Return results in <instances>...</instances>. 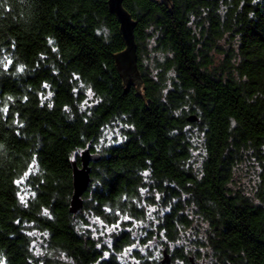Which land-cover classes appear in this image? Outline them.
<instances>
[{"label": "trees", "instance_id": "obj_1", "mask_svg": "<svg viewBox=\"0 0 264 264\" xmlns=\"http://www.w3.org/2000/svg\"><path fill=\"white\" fill-rule=\"evenodd\" d=\"M172 2L121 3L145 105L106 0H0V264H264V0ZM249 158L256 195L231 189ZM87 216L121 224L100 237Z\"/></svg>", "mask_w": 264, "mask_h": 264}, {"label": "water", "instance_id": "obj_2", "mask_svg": "<svg viewBox=\"0 0 264 264\" xmlns=\"http://www.w3.org/2000/svg\"><path fill=\"white\" fill-rule=\"evenodd\" d=\"M160 1V0H159ZM171 10L172 0H164ZM108 9L113 12L119 22L122 37L125 40V47L121 50L111 52L114 56V62L122 77V91L134 83L135 93H138L146 101L149 99L143 96L142 84L136 70V46L134 42L133 27L134 21L130 15L122 7V0H106ZM121 91V92H122ZM134 93V94H135ZM188 120H194L195 116L191 115ZM80 164L72 161V193L69 200L68 211L71 214H76L82 211L83 208V193L86 191L90 183V165L92 161L99 159V154L92 153L88 148L83 149L80 154ZM192 261V258H190ZM161 264H169V257L166 250H163V258Z\"/></svg>", "mask_w": 264, "mask_h": 264}, {"label": "rangeland", "instance_id": "obj_3", "mask_svg": "<svg viewBox=\"0 0 264 264\" xmlns=\"http://www.w3.org/2000/svg\"><path fill=\"white\" fill-rule=\"evenodd\" d=\"M217 44L222 49V52L216 53L211 52L214 55V64L218 65L220 61L222 60V57L225 53V51L230 50L233 52V49L236 48L235 42L229 39H219ZM154 42L152 40H149L146 45V50L148 51V58L144 60L145 63H148L152 65L153 60L159 59L162 57L160 52L153 51ZM229 53V52H228ZM110 136V132L108 133ZM261 167L259 166V163L255 160L249 158L244 161H242L238 166L234 169V177L233 181L231 182V189L233 191H238L243 194H249V195H256V193L260 190V173H261ZM87 222H88V229L90 232L96 236L103 237L104 235L108 236L109 233L114 231V228L116 226H119L120 220H117L115 223H105L100 218L92 216H87ZM87 225V224H86ZM39 240V237H38ZM40 241V240H39ZM130 252V249L127 253ZM126 254L122 255V257L128 256ZM199 262V259L197 260Z\"/></svg>", "mask_w": 264, "mask_h": 264}]
</instances>
